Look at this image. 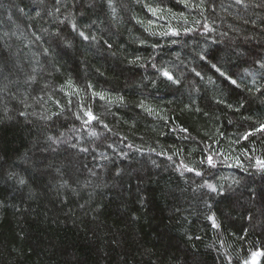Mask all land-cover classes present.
I'll return each mask as SVG.
<instances>
[{
	"label": "trees",
	"instance_id": "obj_1",
	"mask_svg": "<svg viewBox=\"0 0 264 264\" xmlns=\"http://www.w3.org/2000/svg\"><path fill=\"white\" fill-rule=\"evenodd\" d=\"M82 3L0 0V264H264V169L256 164L264 138L242 136L247 117L264 119V97L245 91L264 85V0H204L202 9L182 0H111L115 14L109 0ZM145 3L164 11L153 16ZM69 13L97 42L64 25L70 47L49 35ZM148 21L156 35L145 30ZM169 26L180 34H159ZM203 53L240 87L229 92ZM137 56L143 67L128 63ZM33 68L37 81L26 83ZM93 90L122 95L125 104L109 105ZM221 91L230 103L245 98V108L214 105ZM38 96L44 100L33 103ZM24 97L32 107L19 103ZM57 100L59 117L31 115L59 112ZM141 100L156 114L137 107ZM81 105L108 128L77 119ZM208 155L215 167L201 163ZM207 184L218 191L200 187Z\"/></svg>",
	"mask_w": 264,
	"mask_h": 264
},
{
	"label": "snow or ice",
	"instance_id": "obj_2",
	"mask_svg": "<svg viewBox=\"0 0 264 264\" xmlns=\"http://www.w3.org/2000/svg\"><path fill=\"white\" fill-rule=\"evenodd\" d=\"M39 3H43V0H38ZM137 2H139V0H137ZM182 2L185 4V7H192L195 9H202L203 8V4H204V0H200V3H195L194 0L193 2H190V0H182ZM243 0H236V3L240 4L242 3ZM55 4L56 5H60L61 4V0H55ZM81 7H83V3L81 0ZM109 6L112 7V11L113 14H115V7L112 6L111 0H109ZM261 7H264V4L260 5ZM144 7L147 8V10L153 15V16H158V14H161L164 9L162 6H158V5H152L149 3H145ZM61 12V8L59 6L55 7L54 11H48V15L49 16H56L57 13ZM41 13L39 11H37L36 15L39 16ZM83 14V13H82ZM173 16L175 14H172ZM160 18H163L162 16H160ZM185 22L187 20V18L185 17ZM138 23H143V21L138 20ZM197 24H199V21H196ZM56 24H57V30L54 32L49 33V35H51L52 37L55 38L56 42L59 43H63L67 46H71V42L64 40L63 39V28L60 27L61 25L64 26H70L71 30L73 32H75L77 34V36L79 38H81L84 41H89V42H97L98 37L91 35L89 33H86V31L81 30V26L77 23L76 19L71 15V13H69L68 16H65L63 19H59L57 17L56 20ZM152 25H153V21H148V25L146 27V31H148L151 35H156L157 33L154 32L152 30ZM84 27H87V25H85ZM203 28L205 30H209V25L207 23H205L203 25ZM44 31H47L46 29ZM194 31L193 28H184V32L188 33V32H192ZM160 35H172V36H178L180 34V31L178 29L172 28L171 26L168 27V29L166 31L160 32ZM42 37L40 36H36V40L39 41L41 40ZM175 41H173L174 43ZM141 43H144V41H141ZM105 44L107 45V47L110 49L111 48V43L109 41H105ZM152 47H157V45H152ZM43 52L45 55L48 54L49 52V48L45 47L43 48ZM199 59L201 61H206L209 65L210 68L215 70V73L219 74V77H221L223 79V81L229 86L228 87V91L231 92L232 88H239L240 87V83L238 82L237 79L233 78V75H230L229 73H227L226 71L222 70V66H218L217 63L211 62V60L209 59V57L211 56V53H203V54H198ZM143 58L137 56L132 60H129L128 63L130 64H140L141 67L144 66L143 63H140L142 61ZM38 63V61H37ZM151 67L153 69L156 70V72L159 74V76L163 77L166 81H168L171 85H178V86H182V82H181V78L180 76L174 75L173 72L168 69L167 67H157V64L152 63ZM261 67L264 68V63H261ZM192 72L195 74L196 77H200L201 79H203V76L201 74L200 71H197L195 68L192 69ZM32 73L27 76L26 78V83H35L37 81V69L33 68L32 69ZM182 75V74H181ZM208 82L210 84L214 83V81L211 79V77H209ZM67 86L68 87H74L73 83L71 80L67 81ZM153 83H155V81H153ZM50 86L48 84H45L43 86L42 91H44L45 89H48ZM65 85H61L60 86V90L63 91L64 90ZM88 89L92 88V85H87ZM245 91H247L249 93V95H252L254 93H259L261 97H264V85H262L261 87H257V88H245ZM78 94V92L76 93ZM45 95H48V98L51 100L52 99V95L48 94L47 92L45 93ZM93 98H99L100 100L106 101L107 104L111 105L113 103L116 104H120V105H124L125 104V98L122 95L119 94H113L111 92H105V91H100L97 92L95 90L92 91L91 93ZM33 99V103L35 104H40L41 101L44 100L43 96H38V97H34ZM262 103H264V100H261ZM19 103L21 105L24 106V108H29L32 107V104L28 103V98L24 97L21 98L19 100ZM54 103L56 104L57 107L60 108L59 112H51V114H48V109H45L43 113H36L35 111H33L31 113V115L33 116H39V118L41 120L44 121H52L53 117H59L63 111H64V106L61 105L60 101H54ZM70 103V101H69ZM212 103L214 105L217 106H223L227 109H229L230 111L233 112H240L241 109L245 108V105L247 103V100L243 97L239 98L238 100H236L234 103H230L228 101V99L225 98L223 91H221L220 95L218 96H214L212 99ZM43 106V105H41ZM137 107L143 109L144 111L148 112L149 114H156L154 112V109H152L150 106H148L147 104H145V102L143 100L139 101L137 103ZM195 111H201V109L199 107H197L195 109ZM81 112L82 115L80 114H75L77 119H82L84 123L86 124H90L93 121L95 122H99L101 124H103V121L100 119V117L96 116L93 111L90 108H86L83 105H81ZM21 116H27L28 113L26 111H21L20 112ZM205 115H208L207 112H205ZM247 119L251 120V123L249 125V128L247 130H245V132L242 134L243 138L245 140L249 139V137L255 136L257 134H260L262 136V138H264V119L261 118H257L255 120H252L251 117H247ZM229 123H231V121H229ZM103 127L108 128L107 124H103ZM110 131V129H109ZM181 131L187 133L189 130L187 128H181ZM91 135L95 136L96 133L93 132L91 133ZM49 140H51L53 143H57V142H61L60 141V137H48ZM73 147H75V145H73ZM82 151H88L87 148L81 149ZM172 157L169 156L168 159H171ZM207 163L209 167H215V161L212 155H208L206 156L205 160L201 161V163ZM256 164L260 167V169H264V160H256ZM182 167L185 168L186 171L188 172H194L195 175L197 176H202L203 173L200 171H197L195 168H190L187 165H182ZM20 184H24L25 181L24 179H20L19 180ZM207 187L208 189H210L213 192H217V188L211 184H207V185H200V187ZM207 220H209L212 224V226L214 228L219 229L221 227L220 223H218L217 218L215 217V215H209L206 217ZM259 253H254L253 255H258ZM245 264H247V262H245Z\"/></svg>",
	"mask_w": 264,
	"mask_h": 264
}]
</instances>
